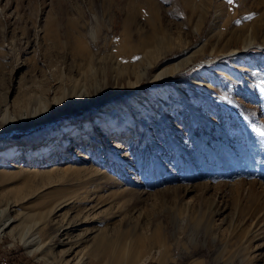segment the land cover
<instances>
[{"label":"rangeland","instance_id":"374dc122","mask_svg":"<svg viewBox=\"0 0 264 264\" xmlns=\"http://www.w3.org/2000/svg\"><path fill=\"white\" fill-rule=\"evenodd\" d=\"M0 143V264H264V0H0Z\"/></svg>","mask_w":264,"mask_h":264},{"label":"bare ground","instance_id":"6f19581e","mask_svg":"<svg viewBox=\"0 0 264 264\" xmlns=\"http://www.w3.org/2000/svg\"><path fill=\"white\" fill-rule=\"evenodd\" d=\"M137 90H138V89L134 90V91H135L134 93H136V95H137V93H138ZM115 143H116V142H115ZM2 144H3V143H0V147L2 146ZM116 144H119V143L117 142ZM80 156H81V155H80ZM11 221H12V220H10V219L4 221V222L0 225V230L7 228V227L10 225Z\"/></svg>","mask_w":264,"mask_h":264}]
</instances>
